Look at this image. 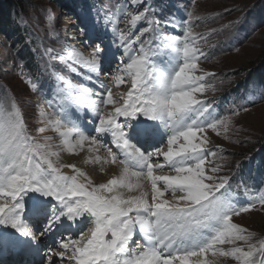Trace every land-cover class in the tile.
<instances>
[{"label":"snow or ice","instance_id":"1","mask_svg":"<svg viewBox=\"0 0 264 264\" xmlns=\"http://www.w3.org/2000/svg\"><path fill=\"white\" fill-rule=\"evenodd\" d=\"M129 3L140 10L116 5L120 14L116 20L123 16L132 26L127 33L111 27V20H103L104 30L113 34L111 44L96 35L101 23L98 10L95 25L81 26L89 46L94 42L89 57L75 49L67 56L54 55L51 48L44 50L50 62L82 64L88 69L85 79L96 85L97 99L90 105L91 115L98 118L90 120L95 134L71 110L82 93L70 83L67 89L71 91L57 89L63 103L48 116L52 129L60 133L70 152L86 141L97 150L103 147L113 163L124 166L121 177L94 186L75 165L57 163L53 157L58 158L59 153L36 143L15 103L5 110L0 98V254L22 250L39 256L40 237L59 233L57 244L48 246L40 264H64L65 258L68 264H206L203 257L209 253L233 257L238 264H264V243L259 247L249 244L247 250L217 247L250 239L232 219L257 204L264 205V195L247 203L232 200L226 195L230 177L215 175L221 170L219 165L206 167L207 161L223 159L224 154L207 150V137L198 134L207 129L219 134L218 125L227 130L229 117L220 116L212 104L197 96L207 87L203 83L206 76L214 74H196L205 54L192 32V13L186 12L187 19L175 14L160 19L155 15L157 9L145 0ZM138 22L145 26L133 34ZM169 28L173 31L161 30ZM145 45H149L147 51ZM112 73L117 87L125 83V76L131 81L120 100L100 79ZM25 79L36 91V83ZM108 105L112 110L105 111ZM70 135L73 143H69ZM165 137L166 151L159 147ZM112 145L120 151H114ZM159 156L175 175L154 174L164 169L152 159ZM62 167L71 168L74 174H62ZM142 177L151 183V204L144 192L125 198L118 191L140 188ZM158 182L163 183V190ZM165 192H171V202L160 199ZM137 233L142 239L136 238Z\"/></svg>","mask_w":264,"mask_h":264},{"label":"rangeland","instance_id":"2","mask_svg":"<svg viewBox=\"0 0 264 264\" xmlns=\"http://www.w3.org/2000/svg\"><path fill=\"white\" fill-rule=\"evenodd\" d=\"M18 2L19 8L12 14V19L23 42L12 46L9 39L0 35V98L5 102V110H11L13 103L19 108L25 117L29 134L36 143L49 145L50 150L56 152L62 137L52 129L48 116L58 111L57 106L63 103L57 89L63 87L71 91L67 89V84L70 83L75 89L80 90L82 94L77 100L87 113L91 112L90 105L97 99L96 85L94 81L85 79L88 69L82 64L68 60L50 62L44 55V50L51 48L54 55L67 56V52L75 47V50L85 58L89 57L94 42L89 46L88 37L81 34V26L95 25L98 10L101 23L96 35L102 37L104 43L111 44L113 34L110 30H104L103 20H111V27L127 33L132 26L123 16L116 20V16L120 15L116 5L121 3L129 7L130 3L129 0H18ZM145 2L157 9L155 15L160 19L169 14L187 19L186 12L192 13L190 21L192 32L197 38L200 50L205 54L200 59L201 67L197 75L214 74L206 76L203 82L207 87L202 94L204 96L202 100L212 104L220 116L229 117L227 130L218 125L219 134L213 131L208 141V150L220 151L224 158L207 161L206 167L210 169L219 165L221 170L215 175L230 177V188L226 193L228 197L242 196L247 203L246 198L250 201L255 196L264 195V74L262 75L261 71L256 72L264 63V0H145ZM66 6L73 10H67ZM129 10L139 11L140 8L135 6ZM107 13L112 15H106ZM144 26V22H138L137 27L132 29L133 34H139L140 28ZM161 30L173 31L170 28ZM148 47L149 45H145L146 51ZM22 49L31 55L29 60L38 70L33 72L31 66H27V62L21 57L22 53L20 55L18 52H22ZM111 67L115 68L116 65L113 64ZM254 73H258V76L253 75ZM246 77H249L247 82ZM25 78L36 83V91L30 89ZM100 79L111 89L116 100H120L121 95L131 87V81L126 76L125 83L117 87L115 73L102 75ZM240 82L242 84H239ZM85 87L93 91L84 92ZM74 104L71 110L81 117L83 126L95 134L90 122L93 116L91 115L92 118L87 116L77 106V102ZM245 107L247 111L243 110ZM104 110L110 111L112 106L108 105ZM53 159L56 161L55 157ZM154 161L161 163L157 159ZM92 169L94 179L86 176L90 178L92 185L99 186L110 180L111 170L106 173L98 166H93ZM61 172L67 176L74 174L73 170L71 174H66L62 168ZM163 173L164 170L154 172L155 175ZM168 174L175 173L170 171ZM81 180L83 181V178ZM162 185V182H158L161 189ZM148 187L150 190L147 194L152 198L151 183ZM252 189L262 191L253 193ZM134 193H136L134 190L126 191L127 197ZM163 197L170 199L172 194L165 192ZM232 222L245 229L244 235L250 239L218 245L219 249L240 247L247 250L249 244L259 247L264 243V205L257 204L249 212L234 216ZM2 228L0 226V229ZM207 255L209 264H238L230 256L211 253ZM42 259H46L45 256Z\"/></svg>","mask_w":264,"mask_h":264},{"label":"bare ground","instance_id":"3","mask_svg":"<svg viewBox=\"0 0 264 264\" xmlns=\"http://www.w3.org/2000/svg\"><path fill=\"white\" fill-rule=\"evenodd\" d=\"M135 6L133 5H129V9H133ZM77 43H73V45H76ZM72 49H75V47H73ZM70 62H73L75 63L73 60H68ZM76 64V63H75ZM199 67H201L200 65L198 66V70H199ZM197 70V72H198ZM196 72V74H197ZM198 98L200 99H204V96L201 95V94H197ZM206 102V101H205ZM77 106L81 108V110L84 112V106L80 103L79 100H77ZM75 106V104H74ZM88 107V106H87ZM85 113V112H84ZM87 116H91V112H87L85 113ZM92 118V116H91ZM93 119H96L94 116H93ZM61 131H63V129H61ZM57 135L59 137H61L60 133L57 132ZM198 135H203V136H206L207 137V144H206V149L208 150V141L210 140V138L212 137L213 135V130L212 129H207L206 132L204 134H198ZM73 139H72V136H69V143H73ZM178 143H183V141H180ZM163 146V147H162ZM114 151H117L119 152L120 150L118 149H115V146L112 145ZM159 147H161L163 150L166 148L167 149V139L165 137L164 139V142L163 144L159 145ZM91 148V151H89V149ZM166 151V150H164ZM59 153V156L58 158L55 157V160L57 163L61 164V165H75V167L77 169H79L80 171H82L85 176L87 177H90L91 179H94L93 178V174H94V170L92 169L93 166L95 167H102V169L105 170L106 173H109V171L111 170V173H110V176H109V179H113V178H120L121 175H122V170H123V165L119 164V163H113L111 158L108 156L107 154V151L104 150L103 147L99 148V150L97 151V148L93 145H91L89 142H84L83 144V147H77L74 151L70 152L68 150V146L64 144V141L63 139L60 140V142H58V149L57 151ZM97 152V153H96ZM97 157H99V161H97ZM121 158H123L122 154H121ZM152 159H157V160H160L161 161V164L164 165V173L163 174H160V175H175V174H168V172H170V170L167 169V166L165 164V161H164V158L163 156H159V157H152ZM163 162V163H162ZM129 164H131L133 167H135V163L134 161H132L131 159L129 160ZM92 167V168H91ZM71 168L69 167H62V171H64L66 174H71ZM131 170V169H130ZM89 178V179H90ZM132 180V183L135 184L137 183V180L136 178H131ZM148 183H147V182ZM139 184L141 185L140 188H135L134 191L136 193H134V195L132 196H128V197H136V196H139L141 194V192H144V193H148V190H150V187H148V184L150 183L148 181L147 178H140L139 179ZM163 190V185H162V189ZM119 192H121L125 198H128L127 197V194H126V191H128L127 188H122V189H119L118 190ZM130 194V193H129ZM230 199L232 200H236V201H241V202H244L245 203V200L242 199V196H238V195H231L229 197ZM146 199L148 201L149 204L152 203V198L148 196V194L146 195ZM162 200H169L170 202L174 199L173 196L170 198V199H166V198H160ZM247 202L249 201L247 198H246ZM3 227V226H2ZM9 231H14L12 229H9ZM60 238V235L59 233H53V234H50L49 236H46L42 242H40V246H41V255H46V252H47V248L49 245H56L58 240ZM137 239H142V237L137 233ZM30 239V238H29ZM43 242H46L48 243V245L45 247V245L43 244ZM43 244V245H42ZM138 251L139 250H142V249H137ZM19 253H22L21 250H18ZM3 257H6L7 255L3 254L2 255ZM2 256H0V264H27L29 260H31L30 257L28 258H23V260L21 262H17V261H12L15 257L11 258L10 260L7 259L5 262H1V258ZM30 256V255H28ZM203 259L205 260L206 264H209L208 263V255L206 254L205 257H203ZM64 264H68V261H67V258H65V261H64ZM74 264V262H73Z\"/></svg>","mask_w":264,"mask_h":264},{"label":"trees","instance_id":"4","mask_svg":"<svg viewBox=\"0 0 264 264\" xmlns=\"http://www.w3.org/2000/svg\"><path fill=\"white\" fill-rule=\"evenodd\" d=\"M20 2L18 0H0V35L3 36L6 39H9V42L12 44V46H15L16 44H21L23 40L21 39V34L18 31V27L15 25L14 20L12 19V14L16 12V10L19 8ZM67 10H73L69 7H65ZM74 12V11H72ZM19 47V45H18ZM23 60L27 62V66H31L32 71H36L34 67V64L29 60L31 55L28 54V52H22L18 51ZM262 67L260 69H257L259 72L261 71L262 75L264 74V63H262ZM258 74V73H257ZM254 73L253 75H257ZM258 76V75H257ZM249 77H246V81ZM262 79V77L260 78ZM239 84H242L241 82Z\"/></svg>","mask_w":264,"mask_h":264}]
</instances>
